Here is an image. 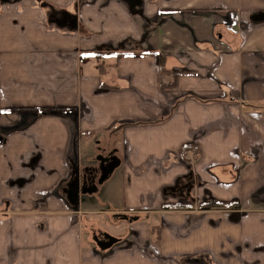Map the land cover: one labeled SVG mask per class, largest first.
I'll return each instance as SVG.
<instances>
[{
	"label": "crops",
	"instance_id": "1",
	"mask_svg": "<svg viewBox=\"0 0 264 264\" xmlns=\"http://www.w3.org/2000/svg\"><path fill=\"white\" fill-rule=\"evenodd\" d=\"M0 264H264V0H0Z\"/></svg>",
	"mask_w": 264,
	"mask_h": 264
},
{
	"label": "trees",
	"instance_id": "2",
	"mask_svg": "<svg viewBox=\"0 0 264 264\" xmlns=\"http://www.w3.org/2000/svg\"><path fill=\"white\" fill-rule=\"evenodd\" d=\"M4 128L6 131H9L12 129V127H4ZM188 151H190V152H192V154L196 155L198 152L197 144L196 143H185V144H183L180 148L181 157L185 158V155L187 154ZM181 183H183V184H181ZM191 186H192L191 181H184V182L177 181L176 185H174L173 187L165 188L164 193L165 194H171L174 196H180L182 198L183 197L187 198V196H190L189 191H190ZM188 203L189 202H176V203H170L168 205L173 206V207H183V206H188ZM232 204H234V203L233 202H222V201L215 200L214 198H210L207 201L202 202L201 206H210L212 208H226L227 206L232 205Z\"/></svg>",
	"mask_w": 264,
	"mask_h": 264
},
{
	"label": "rangeland",
	"instance_id": "3",
	"mask_svg": "<svg viewBox=\"0 0 264 264\" xmlns=\"http://www.w3.org/2000/svg\"><path fill=\"white\" fill-rule=\"evenodd\" d=\"M92 153H93V151H92ZM109 161H110V158L107 157V159L105 160V163L107 164ZM105 163L102 162L101 165L102 164H105ZM101 165H100V167H101ZM108 166H110V165L108 164ZM100 167L98 169L99 172L96 175V176H98L99 181H100V177H101L100 170L101 171L103 170V168L101 167V169H100ZM110 181L111 182L106 186L107 189L105 190V192H107L108 195H110V193H111L112 197H114V199L111 200V201L115 205V204H117V201H119V198H120V190L117 187V185H118V183H119L120 180L118 179V176H115V178L111 179ZM189 192H191V191H189ZM105 206H107V204H105Z\"/></svg>",
	"mask_w": 264,
	"mask_h": 264
},
{
	"label": "flooded vegetation",
	"instance_id": "4",
	"mask_svg": "<svg viewBox=\"0 0 264 264\" xmlns=\"http://www.w3.org/2000/svg\"><path fill=\"white\" fill-rule=\"evenodd\" d=\"M178 197V196H177Z\"/></svg>",
	"mask_w": 264,
	"mask_h": 264
}]
</instances>
